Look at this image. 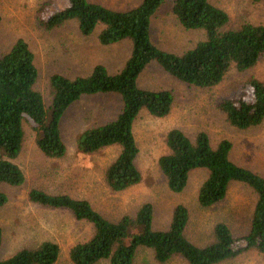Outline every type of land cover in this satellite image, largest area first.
<instances>
[{
	"label": "trees",
	"instance_id": "1",
	"mask_svg": "<svg viewBox=\"0 0 264 264\" xmlns=\"http://www.w3.org/2000/svg\"><path fill=\"white\" fill-rule=\"evenodd\" d=\"M165 1L140 0L121 9L91 0H65L63 6L46 15L40 14L46 2L40 4L35 17L39 26L50 29L73 20L82 35L98 27L96 39L100 44L128 40V55L122 66L112 72L102 63L93 64L86 74L66 76L52 72L47 78L49 101L45 103L35 87L38 70L27 42L17 37L0 52V184L16 186L24 180V173L15 162L24 137V123L33 130L35 145L44 156L62 157L66 147L59 122L67 107L84 95L113 93L120 102L115 115L82 129L74 141L81 153L117 146L115 156L103 170V180L113 191L125 189L140 180L134 163L138 151L133 134L135 117L142 109L153 116H163L173 99L169 89L138 84L137 76L146 64L154 62L187 84L210 87L230 67L243 71L264 55V25L245 21L236 28H225L226 11L209 0H170V11L177 22L185 29L202 30L203 38L179 53L160 48L150 37V17ZM243 84L251 86V99H244ZM240 86L238 94L219 98L216 106L229 125L246 129L264 117V83L250 75ZM165 145L167 150L157 157L156 163L169 190H182L193 168L207 171L196 194L202 207L220 201L231 181L252 190L254 201L246 232L235 234L219 220L212 226V240L197 245L184 235L188 211L182 203L173 206L166 228L155 229L152 204L148 201L140 203L132 214L123 213L111 220L84 197L30 188L27 198L31 202L66 209L75 219L91 225L90 234L68 249L73 264H95L101 260H107V264H133L138 246L150 248L158 263L174 255L186 264H215L248 249L264 254V175L231 161V141L221 138L212 146L204 130L190 139L181 129L171 127L165 133ZM6 201V193L0 189V207ZM2 233L0 226V243ZM58 253L56 242L43 239L0 258V264H53Z\"/></svg>",
	"mask_w": 264,
	"mask_h": 264
},
{
	"label": "rangeland",
	"instance_id": "2",
	"mask_svg": "<svg viewBox=\"0 0 264 264\" xmlns=\"http://www.w3.org/2000/svg\"><path fill=\"white\" fill-rule=\"evenodd\" d=\"M111 8H128L140 0H91ZM223 8L228 21L225 28H236L242 22L264 25V0H209ZM41 15L63 6L65 0H0V52L6 50L17 38H23L34 55L38 70L35 83L45 103L49 101L47 78L52 72L66 76L86 74L95 63H102L112 72L121 67L128 55L129 41L121 40L109 45L96 39L97 28L82 35L73 20L45 29L36 22L41 3ZM150 37L162 49L181 52L203 38V31L185 29L170 11L166 0L150 17ZM250 75L264 83V55L257 63L243 71L233 66L222 79L210 87H198L179 81L164 72L154 62L144 66L137 76L141 87L169 89L172 104L167 114L153 116L146 110L139 111L133 121V134L138 151L134 163L140 172V180L122 190L109 189L103 180V170L117 152V146L109 145L92 153H81L75 148V136L82 129L112 118L119 109L115 94L81 96L61 116L59 127L66 151L62 157L44 156L36 147L34 132L24 123V137L15 159L24 173V180L16 186L0 184L7 201L0 207L2 240L0 258L21 247H29L43 239L58 244L59 253L53 264H73L68 256L69 247L86 238L91 225L75 219L63 208L49 207L31 202L27 198L30 188L36 187L49 193H68L84 197L103 216L114 220L123 213L132 214L144 201L152 204V226L164 229L170 220L172 208L177 203L185 205L188 220L184 235L194 244L203 245L212 240V226L223 221L235 234L246 232L254 201L252 190L246 185L231 181L224 197L208 206L197 203L196 194L206 169L189 171L185 186L179 192L169 190L156 160L167 150L165 133L171 127L181 129L190 139L204 130L213 146L221 138L231 141L228 157L236 164L248 167L264 175V117L260 123L246 129H237L227 123L224 114L216 106L223 96L236 95ZM244 99H251V86L242 85ZM134 231L137 228L133 229ZM95 264H107L101 260ZM133 264H186L178 255L164 263L156 262L151 249L138 246ZM215 264H264V254L248 249L233 258Z\"/></svg>",
	"mask_w": 264,
	"mask_h": 264
}]
</instances>
